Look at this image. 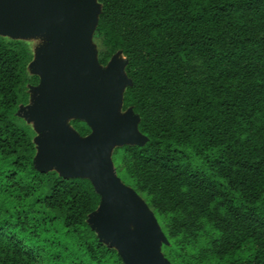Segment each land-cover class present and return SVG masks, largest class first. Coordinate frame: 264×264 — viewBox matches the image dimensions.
Instances as JSON below:
<instances>
[{
    "label": "trees",
    "instance_id": "obj_1",
    "mask_svg": "<svg viewBox=\"0 0 264 264\" xmlns=\"http://www.w3.org/2000/svg\"><path fill=\"white\" fill-rule=\"evenodd\" d=\"M96 1L98 63L125 58L121 110L147 138L111 160L154 213L164 257L264 264V0ZM32 59L0 35V264H125L88 223L92 182L35 167L33 133L16 121L39 83Z\"/></svg>",
    "mask_w": 264,
    "mask_h": 264
},
{
    "label": "water",
    "instance_id": "obj_2",
    "mask_svg": "<svg viewBox=\"0 0 264 264\" xmlns=\"http://www.w3.org/2000/svg\"><path fill=\"white\" fill-rule=\"evenodd\" d=\"M71 2L0 0V34L14 38L47 34L53 41L38 58L40 101L30 112L32 118H41V128L47 130L40 162L44 167L58 166L64 177H86L92 182L101 202L90 214L95 216L90 226L100 232L101 241L117 244L125 264H170L161 251L166 237L154 213L120 181L108 158L115 146L142 145L147 140L137 130V115L117 118L124 85L130 80L125 72H102L93 55L89 45L97 23L93 2ZM67 116L85 121L91 133L81 137L63 127Z\"/></svg>",
    "mask_w": 264,
    "mask_h": 264
},
{
    "label": "rangeland",
    "instance_id": "obj_3",
    "mask_svg": "<svg viewBox=\"0 0 264 264\" xmlns=\"http://www.w3.org/2000/svg\"><path fill=\"white\" fill-rule=\"evenodd\" d=\"M66 2H70L73 0H65ZM93 2V10L95 11V16L97 18L98 13L100 11V5L98 4V2L96 0H88ZM94 31H95V27L92 30V33L89 34V45L93 51V55L96 59H98V54H99V42L94 38ZM1 36L4 37H8L11 39H23L27 42L31 52H32V56L33 59L31 60V62L28 65V73L29 74H35L39 76V83L35 86L29 85L28 86V92H29V100L28 103L26 105H22L18 112L16 113V121L24 126H27L31 129L32 133H33V140L36 146V154H35V162L37 165V168L44 169V170H56L57 172L61 173V170L58 168V166L55 165H51L49 167H44L42 165L41 158L42 155L45 151V143L44 141L42 142V139H44V137L47 135V130H44L43 128H41L42 126V120L40 117H36V118H32L30 114L31 111H33V108L38 105V101H40V94H41V90L38 91V88L41 87L42 85V79L40 77V75L36 72L37 69V65H38V58L41 54V52L47 48L48 46H50L53 41L51 40L50 36L47 34H36V35H32L30 37H23V38H14L11 37L7 34H0ZM126 65V60L125 58L120 54H116L114 55L108 65L106 66H102L101 70L104 73L113 71V72H118L121 73L122 75L124 74V67ZM110 70V71H109ZM126 85H124L125 88ZM123 88V89H124ZM117 118L123 119L125 117H127L128 115L132 114V117H135L136 115L131 112V110H126V111H122L121 110V106L117 107ZM74 116H67L64 117L63 121H62V126L67 128L68 130H74L70 124L69 121L71 119H73ZM116 147V146H115ZM113 148L111 149L108 158H110V162H111V166L112 168H114V164L113 161L111 160V153H112ZM115 169V168H114ZM93 217V218H92ZM94 214L89 216L88 221L90 223L91 219H94ZM91 225V223H90ZM160 226V225H159ZM161 228V226H160ZM95 232L97 233L98 236H100V232L98 230L95 229ZM128 232L129 235H132V233L134 232V225L132 223H130L128 225ZM108 240V239H107ZM106 239H103L102 241L106 244H108L109 246H111L110 240L107 241ZM111 247H115L116 249L117 244H113ZM118 250V249H117ZM242 256V255H239Z\"/></svg>",
    "mask_w": 264,
    "mask_h": 264
},
{
    "label": "flooded vegetation",
    "instance_id": "obj_4",
    "mask_svg": "<svg viewBox=\"0 0 264 264\" xmlns=\"http://www.w3.org/2000/svg\"><path fill=\"white\" fill-rule=\"evenodd\" d=\"M98 60V59H97Z\"/></svg>",
    "mask_w": 264,
    "mask_h": 264
}]
</instances>
